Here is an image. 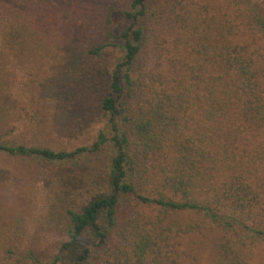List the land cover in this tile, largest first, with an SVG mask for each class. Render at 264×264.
Returning <instances> with one entry per match:
<instances>
[{
	"label": "trees",
	"instance_id": "obj_1",
	"mask_svg": "<svg viewBox=\"0 0 264 264\" xmlns=\"http://www.w3.org/2000/svg\"><path fill=\"white\" fill-rule=\"evenodd\" d=\"M166 14L170 46L163 51L155 30ZM246 14L264 34V14ZM122 15L127 25L115 31L111 24L96 49L114 40L121 52L100 69L110 137L54 150L0 135V154L38 158L57 176L61 166L85 167L111 149L105 172L91 176L66 207V239L44 264H257L254 251L264 247V66L248 43L224 34L232 25L215 23L198 0H131ZM6 16L0 131L21 111L3 75L28 27L19 15Z\"/></svg>",
	"mask_w": 264,
	"mask_h": 264
},
{
	"label": "rangeland",
	"instance_id": "obj_2",
	"mask_svg": "<svg viewBox=\"0 0 264 264\" xmlns=\"http://www.w3.org/2000/svg\"><path fill=\"white\" fill-rule=\"evenodd\" d=\"M198 1L207 5L215 23L231 24L230 32L222 29L224 34L237 43H248L264 66V34L255 17L246 14H264V0ZM130 3L0 0V24L6 14L8 20L17 14L28 24L24 40L16 54H11L13 60H7L3 75L22 99L16 107L21 111L0 135L54 150L90 145L100 133L111 136L108 116L100 110L101 98L108 92L106 74L100 69L113 66L121 52L114 40L112 45L96 49L108 40L111 24L115 31L127 25L122 13L130 10ZM156 26L157 39L165 51L170 46V15L163 16ZM91 157L85 167L61 166L57 176L38 158L0 154V264H44L53 259L66 239V207L87 188L91 176L105 172L111 149L105 146ZM60 182L67 186L63 191ZM212 244L210 240L201 249L203 262L210 257ZM254 252L257 264H264V247L257 245Z\"/></svg>",
	"mask_w": 264,
	"mask_h": 264
}]
</instances>
